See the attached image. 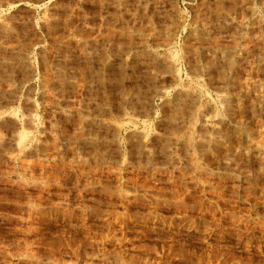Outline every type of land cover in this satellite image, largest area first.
<instances>
[{"label": "rangeland", "instance_id": "374dc122", "mask_svg": "<svg viewBox=\"0 0 264 264\" xmlns=\"http://www.w3.org/2000/svg\"><path fill=\"white\" fill-rule=\"evenodd\" d=\"M0 264H264V0H0Z\"/></svg>", "mask_w": 264, "mask_h": 264}, {"label": "bare ground", "instance_id": "6f19581e", "mask_svg": "<svg viewBox=\"0 0 264 264\" xmlns=\"http://www.w3.org/2000/svg\"><path fill=\"white\" fill-rule=\"evenodd\" d=\"M118 2L120 3V0H118ZM106 7H107V5H106ZM25 138H26V136L22 135V139L24 140Z\"/></svg>", "mask_w": 264, "mask_h": 264}]
</instances>
